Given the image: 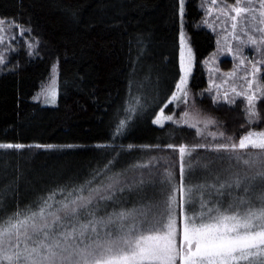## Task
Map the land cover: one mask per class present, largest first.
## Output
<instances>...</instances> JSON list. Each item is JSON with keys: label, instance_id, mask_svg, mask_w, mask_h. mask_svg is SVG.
Here are the masks:
<instances>
[{"label": "snow or ice", "instance_id": "snow-or-ice-1", "mask_svg": "<svg viewBox=\"0 0 264 264\" xmlns=\"http://www.w3.org/2000/svg\"><path fill=\"white\" fill-rule=\"evenodd\" d=\"M201 8L206 16L215 10L231 22L230 29L218 33V51L239 61L221 83L210 81L204 91L214 106L221 101L236 105L242 98L245 124L241 127L248 130L237 138L203 108L202 101L189 102L192 50L181 31V75L152 123L163 128L170 121L176 126L173 136L184 126L195 129L200 141L157 144L153 147L160 155L125 166H120L119 158L134 148L132 144L97 145L105 150L103 159L87 176L62 178L27 204L19 199V174L0 185V264H264V128L260 127L264 124V0H222L219 5L211 0V6L202 0ZM184 10L185 0H180L182 20ZM66 11L78 19L74 10ZM203 22L208 23L206 18ZM209 26L215 31L214 24ZM9 29L20 36L32 32L15 18L0 17V44L6 38L16 39L7 35ZM25 44L29 56L39 55L35 44ZM246 47L258 58L250 59ZM0 65H6L2 54ZM240 70L244 75L238 86L234 81ZM135 71L134 66L127 106L117 107L113 114L114 141L124 136L134 117L147 114L160 102L158 93L151 105L137 94L143 84L135 81ZM55 85L53 77L41 89V95L50 97L47 103L56 102ZM170 104L184 105L178 119L165 113ZM210 126L217 130L209 131ZM24 148L21 143L0 144V149ZM165 149L179 153V182ZM161 160L166 163L162 169Z\"/></svg>", "mask_w": 264, "mask_h": 264}, {"label": "trees", "instance_id": "trees-1", "mask_svg": "<svg viewBox=\"0 0 264 264\" xmlns=\"http://www.w3.org/2000/svg\"><path fill=\"white\" fill-rule=\"evenodd\" d=\"M179 2L0 0V17L15 18L32 28L16 43V50L5 57L6 65L0 66V144L21 143L26 149L38 151L45 148L36 145H52V149L62 151L66 156L57 164L64 168L56 179L60 181L69 176L82 180L96 168L105 151L97 145L132 144L134 148L119 158L120 166H125L140 162L141 158L146 163L150 156L160 155V150L153 147L157 144L200 141L195 129L184 126L173 136L172 129L176 126L170 121H165L163 128L152 123L179 80L181 29L195 57L189 85L191 100L202 101L203 108L217 117L229 134L237 138L244 134L248 128L241 127L245 124L242 101L232 106L223 103L214 106L211 96L204 91L208 87L204 62L215 50V36L202 25V0L185 1L183 20ZM66 9L74 10L78 19ZM25 41L35 44L39 55L29 56ZM53 65L58 71L57 103L54 107H43L33 98L48 83ZM134 66V79L143 84L140 90L147 94L145 102L151 105L157 93L160 102L149 107L147 114L134 117L124 136L114 141L113 114L117 107L127 106L129 77ZM220 67L228 71L231 62L222 60ZM183 108V104L179 108L170 104L165 113L178 119ZM260 127L264 128V124ZM216 130L214 126L209 128ZM164 151L169 154L179 182V153L172 149ZM158 167H166L165 161L161 160ZM51 184L46 175L31 192ZM9 205L14 207V201Z\"/></svg>", "mask_w": 264, "mask_h": 264}, {"label": "rangeland", "instance_id": "rangeland-1", "mask_svg": "<svg viewBox=\"0 0 264 264\" xmlns=\"http://www.w3.org/2000/svg\"><path fill=\"white\" fill-rule=\"evenodd\" d=\"M205 2L207 3L208 6H211V0H205ZM221 2L222 1L218 0V5ZM217 17H219V19H217ZM205 18L208 21L207 24L203 22ZM203 21H202L203 27L215 36V50L204 62V68H205V71L207 74V80H208V87H207L208 89L210 86V81H214L216 84L221 83L222 79L224 78V74L231 72L234 68V64H238L239 61L238 60L234 61L232 56L228 55L227 53L218 51L217 40L220 39V36H218V33H222L225 27L230 29L231 22L228 21L226 17L221 16L215 10L212 12L211 15H207V16H206V11L204 10ZM221 21H225V23L222 25ZM210 24H214L215 31H213V27L209 26ZM5 27L7 28V25ZM181 31H183V29H181ZM183 33L185 36V43L187 47L191 48L187 35L185 34L184 31ZM7 35H16V39L13 41H9L6 38L5 42L3 44H0V54L4 55V57L14 52L16 50V43L21 38L24 37V35L20 36L19 33L14 32L11 29L8 30ZM180 35H181V32H180ZM256 35H259V34L256 33ZM222 43H223V40H221V44ZM179 44H180V37H179ZM232 44L235 47L237 45V42L233 40ZM244 52L246 55L249 56L250 59L258 58L256 57V54L254 50L251 49V47H246L244 49ZM222 60H229L231 62L230 70L225 71L220 67V63ZM194 66H195V57H194V53L192 50V64H191V72L188 77V88L190 85L191 77L194 72ZM179 70H180V47H179ZM243 75H244L243 70H240L237 72V78L235 79L234 82L238 86L243 83V81L239 79V77ZM53 77L56 78V85H55L56 102L55 104L47 103L46 99H50V97L46 98L44 95L40 94L39 98L35 99V101L41 104L43 107H54L57 103V98H58L57 67L55 68V71L53 70V67H52L50 79L45 86H48L51 83ZM231 83L232 81H230L228 85H225V87H229ZM137 94H142L143 98L146 97L147 95L144 92V90H140V92ZM212 94H215V89H213ZM190 101H191V96L189 93V102ZM238 101H242V98H237V102ZM220 103H223V101H221ZM64 156L66 155H63L62 151L57 150V149H52V148L50 149L45 148L39 151L32 149V148L30 149L24 148L20 150L0 149V182H8L9 179L14 180L19 174L20 175L19 186L21 187V190H22L20 192V195L22 197L20 201L22 204H27L30 201L34 200L36 195L40 191H42L40 189L38 191L35 190L31 192L32 190L36 188V186H38V182H40L42 178H45V176L47 175L50 177L53 183L56 182L57 176L59 174H62V172L64 171V168L62 166L57 165L58 162H61L60 160L63 159L62 157ZM17 170H19V172ZM128 203H131V201H129Z\"/></svg>", "mask_w": 264, "mask_h": 264}]
</instances>
